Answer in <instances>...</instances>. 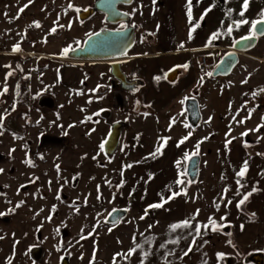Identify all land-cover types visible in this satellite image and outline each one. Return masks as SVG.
Returning <instances> with one entry per match:
<instances>
[{"label": "rangeland", "instance_id": "374dc122", "mask_svg": "<svg viewBox=\"0 0 264 264\" xmlns=\"http://www.w3.org/2000/svg\"><path fill=\"white\" fill-rule=\"evenodd\" d=\"M69 2L80 11H84L82 7L92 5L91 0H60L59 5L66 15L61 18L64 21L56 25L39 19L29 0H17L14 8L17 12L0 8V51L9 50L17 43L21 47L20 52H15L18 54L13 61L8 90L0 95V116L4 118L0 134V169L3 170L0 172V213H5L0 216V237H3L0 239V264H9V261L11 264H60L63 258L68 264H114V259L115 264H141V249L131 257L117 255L134 247V236L143 251L149 253L144 264H166L170 258L168 255L165 260L168 251L174 253L188 246L191 230L170 232L171 224L182 221L177 222L169 216L160 225L134 220V214L138 213V198L142 195L144 201L159 203L161 194L166 198L170 196L169 186L175 191L178 173L186 169L185 153L193 152L200 141L198 156L203 159L207 174L186 188L187 193L194 191L196 201L211 200L207 199V193L203 195V182L209 187L210 194H222L226 184L236 185L235 173L245 160L250 161L248 166L252 168L255 162L257 165L256 171H247L243 183L248 187L253 184L264 187V127L252 131L264 124V92L258 100H251L254 91L264 89V64L244 60L247 58L240 54L243 60L229 75L217 81L203 79L201 83L199 78V82L191 78L169 83L166 76L159 81L150 79L148 74L155 62L146 65L134 58L147 49L143 28L153 24V16L149 12L146 14L143 7L151 5L153 0H134L130 6L119 7L129 14L130 25L136 26L134 46L124 59L69 61L67 56H62V50L57 55L45 57L31 54L30 47L34 42H59L62 49L69 46L75 49L83 44L89 33L121 29V24L109 25L100 14L80 21V11L69 9ZM25 5L28 6L20 13L19 9ZM34 21H39L41 26H33ZM74 23L75 27L72 26ZM54 27L56 31L52 33L50 30ZM77 28L80 31L78 37L67 35L70 30L76 33ZM249 34L250 31L246 36ZM246 54L264 60V36ZM114 63L121 65L128 80L140 81V87L131 93H122L118 82L110 75V65ZM155 73L159 77L163 74L162 69ZM245 80L247 83H242ZM97 85L101 87L93 93ZM197 91L200 92L199 105L206 103L209 110L200 112L202 123L191 129L183 122V106ZM80 92L83 94H77ZM115 93H120L125 102L122 112L114 107ZM160 102L164 106L159 109L155 104L153 109L154 103ZM222 104L229 109L223 108ZM105 110L111 113L109 119L102 117ZM249 111L251 118H247ZM227 113L231 115V125L222 135L217 130ZM86 117L92 119L82 123ZM173 119L175 122L171 123ZM116 122L125 123L126 128L116 152L107 157L99 145L105 142L110 126ZM137 130L147 136L142 157L147 163L144 170L138 162L143 143L132 141V134ZM242 133L247 135L242 136ZM186 136L188 139L177 147L188 146L178 157L174 140ZM161 137L170 139L163 145L162 155L153 158L150 154ZM47 139L59 141L48 142ZM226 140L231 141L227 147ZM26 159L34 166L26 164ZM177 161H180L179 166ZM183 179L187 184L186 175ZM121 180L124 183L119 187ZM263 193V189L257 191L258 195ZM57 194L60 199L56 198ZM179 199L175 197L165 205L172 207ZM127 200L133 202L128 204ZM20 202H23L22 206L15 208ZM10 208L15 211L8 214ZM118 209L126 212L125 219L115 225L107 224L105 219L110 212ZM200 209L192 222L193 228L197 222L203 224V218L213 215L212 206H206V203ZM188 215L187 218L192 213L188 212ZM159 229L163 230L162 237L155 236L158 235L155 230ZM201 232H204L203 228ZM170 233L175 238H183L175 245L167 243ZM82 234L85 239H81ZM161 244H166V248H161ZM37 247L44 251L39 263L30 257V251Z\"/></svg>", "mask_w": 264, "mask_h": 264}, {"label": "crops", "instance_id": "0c3cea01", "mask_svg": "<svg viewBox=\"0 0 264 264\" xmlns=\"http://www.w3.org/2000/svg\"><path fill=\"white\" fill-rule=\"evenodd\" d=\"M91 1L93 2V0ZM31 2L33 6L32 10L33 12L35 10L39 19L47 21L48 24L52 25H56L54 22L57 20L59 22L64 21V19L61 18H63V15L65 16L66 13L64 8H61L59 5L60 0H32ZM53 3H56V6H53ZM186 3L187 0H155V2H152L151 5L147 4L143 7L146 14L149 12V15L153 16V26L151 25L145 29L143 28L144 33L149 36L148 39L145 40L147 43V49L144 50V54L135 57L134 60H136V62L146 63V65H149L151 61L155 62L152 65L154 68H152L151 72H149L150 74H148L150 75V79L157 77L155 72L162 69L163 74L160 76L161 78L165 77L170 71H177L179 73L177 80L179 81L191 78L193 80L195 78L196 81L194 82H199L198 78H203L209 82L210 80L217 81L220 77L212 78L211 76H208L207 73H211L220 59L231 51L232 45L235 41L242 39L250 31L249 23L247 25H241L238 29L234 27L232 34L227 35V26L232 20L239 21L241 19H247L249 22L258 20L260 19V13L264 11V0H249V7L245 11L244 17H240L239 15L243 0H199V2H197V0H193V24L199 20V17L205 9L211 8V11L204 16L203 21L200 22V26L196 28V30L192 33V38L189 39V28L191 25L189 24L186 14ZM16 4L17 0H0L1 9L15 10L14 8L16 7ZM89 7L90 4L82 7V9ZM229 9H231L230 18L226 16V12ZM15 11L17 12V9ZM72 26L75 27L76 23ZM77 30L76 33H73L71 30L67 31V35L78 37L80 31L78 28ZM218 30L221 31V36L209 43V37L212 33ZM181 44L184 45L183 48L180 47ZM10 48V51L7 49L0 51V87H4L5 84H10V76L7 77V80H5V76L7 73L12 72L13 61L15 60L16 54H18L13 53V46ZM30 48L32 51L31 54L36 53L39 56L45 57L59 54L62 50V45L59 42L51 43L40 41L34 42ZM242 56L247 58L244 60H250L251 62H256L257 64H264V60L258 56H250L246 53L242 54ZM202 59L205 60L204 69H202ZM241 60L243 59L239 57L238 64ZM6 65H10V67H6ZM184 65H187V67H183ZM145 77H147V75ZM218 86H220V84ZM199 96L197 97V100ZM251 100L254 102L252 94ZM155 104H157V107H160L159 109L164 106L161 102L154 103L153 109H155ZM224 105L222 104L223 108L226 107V109H229L228 106ZM199 108L200 112L202 110H209L206 103L199 105ZM201 115L203 117V114ZM230 116L229 113H227V118H223V120L219 122L220 126L217 131H219L222 135H225L224 133L229 131L228 127L231 125L229 122ZM183 122L185 125H189L187 122L185 108L183 109ZM214 132H216V130ZM132 136L133 142L136 141L143 143V145H141L142 154L139 159L140 161L138 162H140L139 165L142 167V170H144L147 163L144 159H142V157H144L143 149L146 147L147 136L138 132V130L137 132H133ZM180 140L181 139L179 138L174 140L176 142L174 144V150L178 157L184 151L183 149L188 146L187 144L185 146L182 145V147L178 149L177 144ZM254 164V168L248 166V173H251L252 170L256 171L257 163L255 162ZM203 165V159L200 157L199 178L195 183L200 181V178H205V175L207 174ZM200 184H202V182ZM190 185L193 184H186V188ZM175 186H177L175 189L176 192H180L181 187H183L178 185ZM203 186V195L207 193V199L211 198V200H202L201 202V199H199L196 201L194 191L190 190L185 196L184 194L176 196L181 199H179V201H175L172 207L164 205L162 208H149V205L155 204L156 201H144L141 195L138 198V213L134 214L133 219L140 221V217L144 216L145 218L141 219L144 220V223L145 221H153V224L158 222L159 225L164 221L163 219L167 218V216H169L170 219L174 218L177 222L183 221L189 216L188 212H191L193 215L196 213L197 209H199V211L201 210L200 206H202L203 203H206V206H212V217H214L219 224L229 225V232L223 231V229L227 227L216 231L209 228L207 234H204L200 238L196 239L194 244L192 243L191 235V240L188 243V246H186L183 250L177 249L172 255H170L169 260L165 263L225 264V259L232 257L234 259L233 264H254L249 262L248 258L255 254H261L263 256L264 264V193L263 195L257 194V191L262 189L264 190V187L261 188L256 186V184L248 187L246 184V187L241 189L242 193L252 191L253 188H256L257 191L250 196L249 200L243 205V208L241 206V209H237L236 203L241 198L235 195L237 185H224L222 188V194L219 192L218 194H210V189L205 182H203ZM225 188L229 189L227 193L224 192ZM222 196L224 197L223 200L221 199ZM229 200H231V203H228ZM127 201L128 204L133 202L131 200ZM214 201L220 204L219 210H217ZM194 206H196V208H194ZM146 209L148 210L147 214H145ZM168 212L171 213L167 214ZM253 213L255 214L254 216ZM222 216L226 217V220L221 221L220 217ZM128 220L132 221L129 217ZM207 220L208 218H203L201 221L207 223ZM162 231V229L155 230L158 234L155 236L162 237ZM226 233H231V235H226ZM172 238L175 237H173L172 233H170V239ZM190 246L193 250L187 256H183V258H181L182 253ZM218 253L224 254L222 259L218 260Z\"/></svg>", "mask_w": 264, "mask_h": 264}, {"label": "water", "instance_id": "95a60500", "mask_svg": "<svg viewBox=\"0 0 264 264\" xmlns=\"http://www.w3.org/2000/svg\"><path fill=\"white\" fill-rule=\"evenodd\" d=\"M134 0L130 2H124V0H95L92 7L78 13V19L80 21H86L91 18L94 14H101L104 16L105 22L109 25H119L124 24L127 26L126 31L122 29L112 30V29H103L98 31L100 36H95L93 33V39L89 41L88 37L84 40L83 44L75 48L76 51L69 52L67 59L69 61H82V62H98V61H118L124 59L126 55L133 48L135 43V32L136 27L130 25L129 15L125 16V12L119 9L120 6H130ZM97 33V32H96ZM119 33V34H118ZM259 36L251 41L242 42V43H233L231 51L225 54L217 65L212 70V78L226 77L232 71V69L239 62V55L247 53L252 50L259 38ZM239 39L237 41H240ZM229 54H232L229 56ZM110 73L112 77L118 81L119 89L121 92H133L138 89L141 85L140 81H127L126 76L121 70V65L119 63H114L110 65ZM179 73L173 71L167 74L166 80L169 83H173L177 80ZM197 95V94H195ZM121 97V95H120ZM122 98V97H121ZM120 98V99H121ZM119 99V100H120ZM116 99L115 101H119ZM123 98L120 100V104ZM184 108L187 116V122L192 129L197 128L201 121L202 116L200 113L199 104L196 98H190L185 101ZM122 110V107L120 108ZM108 119V115L105 112L103 115ZM126 125L122 122H116L111 125L110 132L104 142V153L107 157H111L117 150L122 131ZM200 170V157H194L193 161H187L186 171L188 181H193L191 184H194L199 178ZM126 217V212L124 210H113L110 212L105 221H108L107 224L115 225L116 223L124 220ZM225 232H229V228L223 229ZM36 260H39L38 257H35ZM248 261L254 264H263V256L261 254H255L248 258ZM234 259L228 257L225 259V264H233ZM62 264H67V259L63 258Z\"/></svg>", "mask_w": 264, "mask_h": 264}, {"label": "snow or ice", "instance_id": "6c2138e0", "mask_svg": "<svg viewBox=\"0 0 264 264\" xmlns=\"http://www.w3.org/2000/svg\"><path fill=\"white\" fill-rule=\"evenodd\" d=\"M124 2H130V0H124ZM153 2H155V0H153ZM197 2H199V0H197ZM29 3H31V0H29ZM28 5H25L24 7H21L19 9L20 13H23V11L25 10V8L27 7ZM249 7V0H243V4H242V8H241V11L239 12V15L240 17H244L245 15V11L248 9ZM68 8L69 9H73L74 11L76 12H79L80 9L78 8H74L73 4L71 2H69L68 4ZM193 0H187V3H186V14H187V17H188V21H189V24L191 25L190 28H189V39L192 38V33L196 30V28H198L200 26V22L203 21L204 19V16L207 15V13L209 11H211V8H207L204 10V12L201 14V16L199 17V20L193 24L192 21H193ZM125 16L129 15L128 13H125L124 14ZM226 16L227 17H231V9H229L227 12H226ZM54 23L58 24L59 21H55ZM250 23V34L248 36H245L242 38V40L240 41H235V43L239 44V43H242V42H247V41H251L255 38H258L259 36H264V11H262L260 13V19L258 20H253L251 22H249L247 19H241L239 21L237 20H232L231 23L227 26V29H226V34L227 35H231L232 32H233V29L234 27L235 28H239L241 25H247ZM33 26H35L36 28H39L41 25L39 23V21H34L33 22ZM222 26H223V22H222ZM61 27H63L61 25ZM133 27H136L135 25H133ZM121 29L123 31H126L127 29V26L124 25V24H121ZM52 33H54L56 31V28H52L50 30ZM119 34V33H118ZM221 31H216L214 33H212V35L209 37V43H211L212 41L218 39L220 36H221ZM95 36L99 37L100 36V33L97 32L95 33ZM88 39L89 41H91L93 39V34L92 33H89L88 34ZM79 43V42H77ZM181 48L184 47L183 44L180 45ZM12 51L15 53V52H20L21 51V47H20V44L17 43ZM76 51V49L72 48L71 46L69 47H65L62 49V56H67L69 54V52H74ZM232 54H229V56H231ZM6 67H10V65H6ZM17 67H19V65H17ZM183 67H187V65H184ZM217 67H220V65H217ZM12 75L11 72L7 73V75L5 76V80H7V77ZM208 76H211L212 73H207ZM154 79L156 81H159L161 79V77L157 76V77H154ZM203 82V78H201V83ZM83 83V82H82ZM242 83H247V80L245 81H242ZM101 86L100 85H97V88L96 89H93L92 92L95 93L96 91L99 90ZM7 84L4 85L3 87V91H0V95H3L4 93L7 92ZM259 91L261 92H264V89H260ZM77 94H83L82 92L80 93H77ZM17 95H19V85H17ZM257 95V92H253L252 93V96L255 97ZM89 103H91V100H89ZM137 103H139V101H137ZM13 110H15V105H13ZM251 111H254L251 110ZM251 111H249V115L247 118H251ZM7 114V113H6ZM239 113L237 112V115ZM95 115H99V113H96ZM145 115H148L147 113H145ZM92 118L91 117H86L85 118V121H82V123L84 122H87L89 120H91ZM211 119V118H210ZM262 121H264V117H262ZM174 119L171 123H174ZM241 123H243V121H240ZM171 123H170V129L171 130ZM3 126H4V118L2 116H0V134H2V129H3ZM69 127H72V125H70ZM185 127H190L189 125H185ZM260 127H264V124H261V125H258L256 129H253L252 131H259V128ZM242 136H245L247 135V133H242L241 134ZM170 139V138H167V137H161L160 140H158V143H157V147L155 148L154 152L151 153V157L155 158L159 155H162V147L163 145H165L167 143V140ZM188 139V137H184L182 138L179 143H178V147L180 144H183L185 142V140ZM207 139V138H205ZM231 141H227L226 140V147H227V144L230 143ZM200 143H202V141L200 142H197V144L195 145V149L193 152L191 153H185L184 155V160L185 161H193V158L194 157H197L200 153ZM104 143H101L99 145L100 149L103 150L104 149ZM245 147H248L247 144H245ZM12 151H15V149H12ZM95 159V157H94ZM26 164H28L29 166H34L32 165L31 161L26 159L24 161ZM180 164V161H177V166H179ZM57 167V172H59V165L56 166ZM127 167H131V165H128ZM3 170L0 169V172H2ZM248 171V161L245 160L243 165L241 166V168L236 171L235 173V176H236V180H235V183L237 185L236 187V190H235V195L238 196V197H241L239 199V201L236 203V207L237 209H241V206L244 205L250 198V196L255 192L257 191L256 188H253L252 191H249V192H244L242 193L241 192V189L245 188L246 185L243 183V180L246 176V173ZM187 175V171H183V172H179L178 173V177H177V180L175 181L176 185L178 186H183L181 187V191L180 192H175V191H171V186H169L168 190L171 192V195L168 196L167 198L161 194L160 196V203H155V204H152V205H149V208H162L165 204H167L171 199L175 198L176 196L178 195H181V194H184V195H187V192H186V182L185 180L183 179V176ZM121 176H123V172H121ZM222 179H225V177H222ZM34 182V180H33ZM193 181H187V184H190L192 183ZM51 183V182H49ZM110 183V181H109ZM123 180H121L120 182V185L119 187H122L123 186ZM21 187H24L23 185ZM229 191L228 188H225L224 189V192L227 193ZM97 192H98V196H97V199L100 198L99 196V186H97ZM18 194H19V190H18ZM0 195H2V193H0ZM57 199H60V196L59 194H57ZM221 199L223 200L224 197L222 196ZM8 203H11V201H7ZM228 203H231V200L228 201ZM23 204V202H20V203H17L15 205V208H19L21 207ZM214 204L216 205L217 207V210H219V207H220V204L217 203L216 201H214ZM15 208H10L8 210V214H11L15 211ZM55 210V208H53V211ZM41 211H43V209H41ZM147 209L145 210V214H147ZM5 215V213H0V216H3ZM36 215H39V213H36ZM199 215V209L196 210V213H194L191 217L187 218V219H184L182 222L180 223H174V224H171L170 225V232H175L177 229H190L191 231L189 232V235H192V243L194 244L196 239L200 238L202 235L204 234H207V231L209 228H211V230L213 231H216V230H222L224 227H228L229 225H224V224H219L216 219L214 217H208V220H207V223H199L197 222L195 224V227L193 228V221L196 220V217ZM255 214L253 213V216ZM145 217L144 216H141L140 219H144ZM50 219V217H49ZM220 220L223 221V220H226V217H220ZM106 223L108 221H105ZM95 227V226H94ZM151 227V226H150ZM204 229V232L202 233L201 232V229ZM109 231H111V229H109ZM82 233H83V229H82ZM226 235H231V233H226ZM86 237L82 234L81 235V239H85ZM183 237H180V236H177L175 239H170L167 243H171V244H178L180 239H182ZM0 239H3V237H0ZM133 243H134V247L129 249V251L127 253H124V254H117V255H125L126 257H131L136 251L137 249H141L143 254L141 256V264H144V261L146 259V257L149 255V253L147 251H143L142 249V245L140 244H137L136 243V237L134 236L133 237ZM161 248H166V244H161L160 245ZM192 247L190 246L188 249H186L183 253H182V256L181 258H183V256H187L191 251H192ZM173 252L172 251H168L166 253V256H165V260L167 258L168 255H172ZM223 255L222 253H218L217 254V258L218 260L219 259H222L223 258ZM9 264H11V261H9ZM114 264H115V259H114Z\"/></svg>", "mask_w": 264, "mask_h": 264}, {"label": "flooded vegetation", "instance_id": "af4514ba", "mask_svg": "<svg viewBox=\"0 0 264 264\" xmlns=\"http://www.w3.org/2000/svg\"><path fill=\"white\" fill-rule=\"evenodd\" d=\"M93 3H94V1L92 2V5H93ZM92 5L90 6V7H92ZM89 7V8H90ZM121 7V6H120ZM89 8H85L84 10H86V9H89ZM97 14V13H96ZM95 15V14H94ZM93 15V16H94ZM101 15V14H100ZM92 16V17H93ZM103 16V15H102ZM91 17V18H92ZM91 18H89V19H91ZM88 19V20H89ZM105 20V19H104ZM145 38L146 39H148V37L145 35ZM99 62V61H98ZM112 65V64H111ZM202 69H204V68H202ZM122 70V69H121ZM123 72V71H122ZM170 72H173V71H170ZM169 72V73H170ZM124 73V72H123ZM168 74V73H167ZM110 75H111V73H110ZM124 75H125V73H124ZM112 76V75H111ZM126 76V75H125ZM167 76V75H166ZM114 79V78H113ZM127 79V78H126ZM199 80H201L200 78H199ZM127 81H129L130 82V80H128L127 79ZM132 81V80H131ZM118 82V81H117ZM133 82V81H132ZM118 85H119V83H118ZM120 90V89H119ZM122 93H131V92H122ZM195 94H197V95H195ZM195 94H193L192 95V97L191 98H196L197 99V97L199 96V94H200V92L199 91H197ZM120 93H115L114 95H113V98H114V107L119 111V112H122L123 111V109H125V102H124V100H123V106H122V101H121V104H120V100L122 99L121 97H120ZM121 98V99H120ZM116 99H120L119 101H118V103H117V101H115ZM122 107V110H120V108ZM107 113V115H108V119L110 118V116H111V113L109 112V111H107V110H105V111H103L102 112V117L104 118V119H106L103 115H104V113ZM125 124V123H124ZM126 125V124H125ZM110 128H111V126H110ZM126 128V127H125ZM124 128V129H125ZM110 132V131H109ZM123 132V131H122ZM108 136V135H107ZM122 136V135H121ZM47 141L48 142H50V141H59V140H57V139H47ZM43 254H44V251H43V249L42 248H40V247H37V248H34V249H32L31 251H30V257H31V259L35 262V263H39L41 260H42V258H43ZM35 257H38L39 258V260H36L35 259ZM63 260V259H62ZM62 260H61V262H60V264H62ZM67 264H68V260H67Z\"/></svg>", "mask_w": 264, "mask_h": 264}, {"label": "built area", "instance_id": "2783aa9c", "mask_svg": "<svg viewBox=\"0 0 264 264\" xmlns=\"http://www.w3.org/2000/svg\"><path fill=\"white\" fill-rule=\"evenodd\" d=\"M205 65V60L202 59V68ZM262 96V92H257V95L255 97H253V99L258 100L260 97Z\"/></svg>", "mask_w": 264, "mask_h": 264}, {"label": "trees", "instance_id": "16d2710c", "mask_svg": "<svg viewBox=\"0 0 264 264\" xmlns=\"http://www.w3.org/2000/svg\"><path fill=\"white\" fill-rule=\"evenodd\" d=\"M147 37H149L147 34H145Z\"/></svg>", "mask_w": 264, "mask_h": 264}]
</instances>
